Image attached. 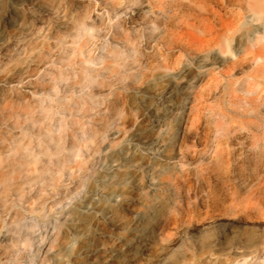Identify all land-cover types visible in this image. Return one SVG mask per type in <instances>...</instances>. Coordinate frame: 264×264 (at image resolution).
<instances>
[{"label":"rangeland","instance_id":"374dc122","mask_svg":"<svg viewBox=\"0 0 264 264\" xmlns=\"http://www.w3.org/2000/svg\"><path fill=\"white\" fill-rule=\"evenodd\" d=\"M10 7L0 264H264V52L248 54L262 31L243 17L223 54L206 32L238 5Z\"/></svg>","mask_w":264,"mask_h":264},{"label":"bare ground","instance_id":"6f19581e","mask_svg":"<svg viewBox=\"0 0 264 264\" xmlns=\"http://www.w3.org/2000/svg\"><path fill=\"white\" fill-rule=\"evenodd\" d=\"M229 1H230V3L232 2V3L237 4L238 7L240 8V10L231 11V12H229V14L227 16H223V15L217 13V19L219 22L218 28H215L212 25V26H208V30H206V32L208 31L209 35H210L209 40L207 39L209 41V44L211 43L212 47L215 46L220 51V53H222V54L225 51L230 50V41H229L228 37L233 36L236 33V31L239 28L240 20L243 17L247 16L245 20L249 21L251 23H254L256 25L255 31H257V32H259V30L262 31V35H258L255 39L250 40V44L254 47H253V49H250L248 51V54H250L252 58L261 57V53L264 52V51H262L263 46L260 43V40L263 39V44H264V0H229ZM209 8H210V6H209ZM214 12H215V10H214ZM227 13H228V11H227ZM16 14H17L16 9L13 7H10L7 10V12L3 16L0 17V30L3 29L5 23L14 22V20H15L14 16ZM202 24H204V22ZM211 24H213V23H211ZM204 26H205V24H204ZM203 28L204 27L202 26V29ZM208 32H207V34H208ZM203 40L201 42H205ZM198 44L202 45V43H198ZM206 44H208V43H206ZM237 64H241V59L236 57V58H233V60L229 64V67L233 68ZM210 73H213V72H210ZM213 75L215 76L216 74H213ZM214 76H210V78L208 80L210 84H207V90L211 91L212 88L217 89L219 87L220 80ZM205 85H206V82H205ZM201 94H202V91H201ZM201 94H200V96H201ZM191 118L193 119L192 116H191ZM194 120L195 119H193L192 121L194 122Z\"/></svg>","mask_w":264,"mask_h":264}]
</instances>
